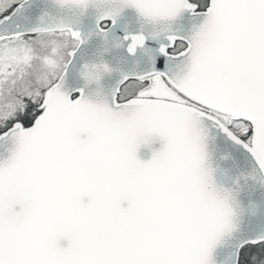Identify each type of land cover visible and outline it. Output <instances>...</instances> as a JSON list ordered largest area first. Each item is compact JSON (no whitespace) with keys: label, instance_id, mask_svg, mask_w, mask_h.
<instances>
[{"label":"snow or ice","instance_id":"6c2138e0","mask_svg":"<svg viewBox=\"0 0 264 264\" xmlns=\"http://www.w3.org/2000/svg\"><path fill=\"white\" fill-rule=\"evenodd\" d=\"M0 264H264V0H0Z\"/></svg>","mask_w":264,"mask_h":264},{"label":"water","instance_id":"95a60500","mask_svg":"<svg viewBox=\"0 0 264 264\" xmlns=\"http://www.w3.org/2000/svg\"><path fill=\"white\" fill-rule=\"evenodd\" d=\"M140 155H141L142 158H147L148 153H147L146 151H144V150H141ZM247 194H248V193H247V190H246L245 195H244V197H243L245 200L247 199Z\"/></svg>","mask_w":264,"mask_h":264}]
</instances>
